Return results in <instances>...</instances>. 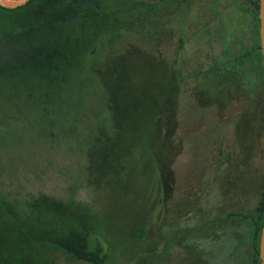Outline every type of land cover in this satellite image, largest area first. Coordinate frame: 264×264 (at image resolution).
<instances>
[{
  "label": "rangeland",
  "instance_id": "1",
  "mask_svg": "<svg viewBox=\"0 0 264 264\" xmlns=\"http://www.w3.org/2000/svg\"><path fill=\"white\" fill-rule=\"evenodd\" d=\"M130 1L150 4L149 18L127 15L96 41L58 113L28 92L0 98V202L87 204L105 264H251L241 215L264 186L255 12L243 0ZM40 264L89 263L56 250Z\"/></svg>",
  "mask_w": 264,
  "mask_h": 264
},
{
  "label": "trees",
  "instance_id": "2",
  "mask_svg": "<svg viewBox=\"0 0 264 264\" xmlns=\"http://www.w3.org/2000/svg\"><path fill=\"white\" fill-rule=\"evenodd\" d=\"M254 4L259 30L258 0ZM151 9L150 4L127 0H26L14 7L0 5V98L9 101V96L28 92L30 100L55 102L58 113L64 101L61 93L74 85L87 56L96 51V41L118 34L130 22L127 15L147 20ZM257 46L251 51L259 56L264 75ZM241 216L249 223L251 264H259L264 186L253 212ZM93 222L87 204L46 193L26 200L22 210L1 201L0 264H40L45 253L56 250L77 261L105 264L102 245L89 238Z\"/></svg>",
  "mask_w": 264,
  "mask_h": 264
},
{
  "label": "water",
  "instance_id": "3",
  "mask_svg": "<svg viewBox=\"0 0 264 264\" xmlns=\"http://www.w3.org/2000/svg\"><path fill=\"white\" fill-rule=\"evenodd\" d=\"M258 19H259V37H260L259 47L261 50L262 62L264 66V0H259ZM258 257L260 260L259 264H264V219L259 236Z\"/></svg>",
  "mask_w": 264,
  "mask_h": 264
},
{
  "label": "flooded vegetation",
  "instance_id": "4",
  "mask_svg": "<svg viewBox=\"0 0 264 264\" xmlns=\"http://www.w3.org/2000/svg\"><path fill=\"white\" fill-rule=\"evenodd\" d=\"M244 1V3H246V4H248V6L250 7V9L252 10V12H255V10H256V7H255V4H254V2H255V0H243ZM258 6H259V0H258ZM257 15H258V8H257ZM260 44L257 46V48H258V50L261 52V50H260ZM261 58H262V56H261ZM29 96L30 97H32V95L31 94H29ZM35 100V99H34ZM38 101V100H37ZM34 102H36V101H34ZM38 102H40V103H42V105L44 106V107H46V106H50V104H55V102H52V103H47V102H45V101H38ZM56 105V104H55Z\"/></svg>",
  "mask_w": 264,
  "mask_h": 264
},
{
  "label": "crops",
  "instance_id": "5",
  "mask_svg": "<svg viewBox=\"0 0 264 264\" xmlns=\"http://www.w3.org/2000/svg\"><path fill=\"white\" fill-rule=\"evenodd\" d=\"M26 0H0V5L4 7H14L24 3Z\"/></svg>",
  "mask_w": 264,
  "mask_h": 264
}]
</instances>
